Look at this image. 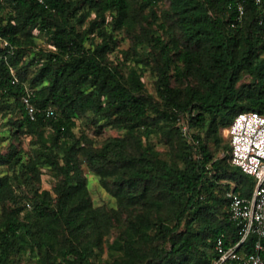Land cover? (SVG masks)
<instances>
[{
  "label": "trees",
  "instance_id": "16d2710c",
  "mask_svg": "<svg viewBox=\"0 0 264 264\" xmlns=\"http://www.w3.org/2000/svg\"><path fill=\"white\" fill-rule=\"evenodd\" d=\"M168 1L159 28L169 23L176 34L167 40L144 24L138 0H49L48 6L0 0V38L10 44L0 41V118L11 115L32 142L26 159L16 144L10 160L0 155V166H21L30 187L17 189L16 169L0 174V264H21L15 259L27 251L38 264H94L116 225L122 232L110 248L123 252L121 264H209L217 237L226 246L239 241L226 192L250 196L254 178L231 164L229 138L227 158H214L200 130L218 134L243 111L264 115V0ZM238 4L245 10L241 19ZM134 21L139 30L131 49L155 71L163 110L143 92L136 69L125 75L110 57L118 40L107 27L120 30ZM35 31L46 36L50 50L39 49ZM91 35L96 38L88 46ZM173 77L187 85L173 86ZM29 93L35 120L23 102ZM50 107L55 116L46 117ZM181 116L189 120L193 141L176 125ZM81 117L103 120L99 129L125 128L127 135L97 148L77 135ZM160 122L176 138L183 166L142 150L141 135L150 136V125ZM83 162L113 192L118 209L93 205ZM44 166L58 177L51 189L37 186ZM256 239L250 236L241 249L252 252Z\"/></svg>",
  "mask_w": 264,
  "mask_h": 264
},
{
  "label": "rangeland",
  "instance_id": "374dc122",
  "mask_svg": "<svg viewBox=\"0 0 264 264\" xmlns=\"http://www.w3.org/2000/svg\"><path fill=\"white\" fill-rule=\"evenodd\" d=\"M146 0H138L139 10L142 11V17L144 19V24L148 25L150 28H159L162 18V10L169 6L168 0H156L155 3L146 5L143 7ZM9 13V9L5 10V15ZM94 17V14L89 17L85 25L80 26L81 29L86 28L89 20ZM138 20V19H137ZM163 28H159V33L167 40L173 36L175 33V28L169 23ZM107 30L113 34L114 38L118 40L115 46L113 54L110 55L111 59L119 65H121L122 71L127 75V72L131 68H135L137 73L141 76L142 82L144 83L143 92L146 96L155 103L156 107L160 110L166 108L165 100L160 96L157 88V75L151 66L146 67L144 63L140 61V57L136 56L131 49V35L139 30V24L137 21L132 22L128 28H122L120 30H113L111 26L107 27ZM96 37L90 36L87 41V45L90 46L92 41ZM97 40V39H96ZM35 42L39 49L50 50L51 47L46 41V36L43 33L35 31ZM151 50L148 46L145 49L140 50V54H145L147 51ZM264 56V54H262ZM32 58V57H30ZM193 85L198 86V81L196 78L190 79ZM245 82H249L247 78L244 79ZM187 85V80L184 78L173 77V86L184 88ZM150 115L152 117L157 116V112L151 108ZM15 118H20L19 114H16ZM103 120L81 117L78 121V127L76 128V133L78 136L83 135L85 140L91 143L93 146L99 148L102 144L110 137H123L127 135V129L125 128H115L112 126H105L99 129V125L103 124ZM163 126L160 122L158 125L152 124V133L150 136L141 135L142 150L149 149L158 152V157L166 161L169 165L173 166L175 164L183 166L178 157V144L174 137H169L167 131L168 126ZM200 135L205 138L209 144V148L213 153L214 158H227L228 155V134L227 128H219L218 134H207L206 129L200 130ZM11 144H16L23 152V156L26 159L29 152L32 151L31 137L21 132L17 131L16 127L11 122V115L6 118H0V155L7 157L9 160L10 153H12ZM14 162V160H11ZM82 167L84 174L87 179V186L89 194L94 206H104L107 210L118 209V200L113 195V192L104 188L101 185V178L95 172L91 171L88 166L83 162ZM9 165L0 166V174H5L6 172L12 173L14 169L18 172V177L15 180V184L19 191H27L29 183L25 176L21 173V166L18 165L13 169H9ZM58 181V177L52 172L49 167L41 168L40 182H37V186L42 189H51L54 184ZM229 182V181H228ZM237 181L235 180L231 184L234 185ZM227 183V182H226ZM223 187H226V185ZM224 190V188H223ZM222 210L226 207L222 206ZM161 213L155 216H160ZM123 219H126L125 213L122 214ZM122 230L118 225L111 229V233L105 238V243L103 248L97 252V255L92 259L94 264H121L122 260L125 258L121 250H115L110 248V245L114 243L115 239L121 234ZM29 248V247H28ZM15 261L21 264H38L36 260L29 257V252H25L16 257Z\"/></svg>",
  "mask_w": 264,
  "mask_h": 264
},
{
  "label": "built area",
  "instance_id": "2783aa9c",
  "mask_svg": "<svg viewBox=\"0 0 264 264\" xmlns=\"http://www.w3.org/2000/svg\"><path fill=\"white\" fill-rule=\"evenodd\" d=\"M41 5H49V0H36ZM263 0H256L258 4ZM242 4H238V18L244 15ZM264 37V14L259 19ZM4 47H10L7 40L0 38ZM17 78L13 82H17ZM23 102L32 120L36 119L37 108L31 101L30 93L23 96ZM46 117L55 116V110H45ZM176 125L183 135L192 140L193 129L188 118H177ZM230 140V162L255 181L250 196H242L229 189L226 197L229 201L231 221L239 228V241L233 246H226L223 237H217L214 244L215 258L209 264H264V115L258 111H243L235 116L227 128ZM256 236L253 251L246 252L241 247L250 236Z\"/></svg>",
  "mask_w": 264,
  "mask_h": 264
}]
</instances>
